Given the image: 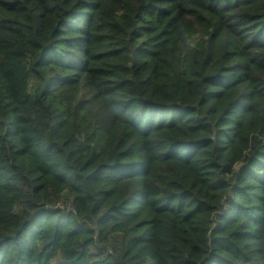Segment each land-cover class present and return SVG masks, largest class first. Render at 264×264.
I'll list each match as a JSON object with an SVG mask.
<instances>
[{
	"label": "trees",
	"instance_id": "16d2710c",
	"mask_svg": "<svg viewBox=\"0 0 264 264\" xmlns=\"http://www.w3.org/2000/svg\"><path fill=\"white\" fill-rule=\"evenodd\" d=\"M0 264H264V0H0Z\"/></svg>",
	"mask_w": 264,
	"mask_h": 264
},
{
	"label": "rangeland",
	"instance_id": "374dc122",
	"mask_svg": "<svg viewBox=\"0 0 264 264\" xmlns=\"http://www.w3.org/2000/svg\"><path fill=\"white\" fill-rule=\"evenodd\" d=\"M241 164L236 165L235 167H239Z\"/></svg>",
	"mask_w": 264,
	"mask_h": 264
}]
</instances>
